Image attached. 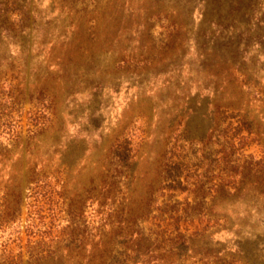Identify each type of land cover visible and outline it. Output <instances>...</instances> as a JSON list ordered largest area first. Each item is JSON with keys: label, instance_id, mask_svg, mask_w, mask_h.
I'll use <instances>...</instances> for the list:
<instances>
[{"label": "rangeland", "instance_id": "1", "mask_svg": "<svg viewBox=\"0 0 264 264\" xmlns=\"http://www.w3.org/2000/svg\"><path fill=\"white\" fill-rule=\"evenodd\" d=\"M246 119L254 125L248 121L242 135L261 136L245 154L260 159L264 0H0V264H98L111 246L93 249L92 262L86 249H62L71 228L46 181L56 179L35 188L41 174L67 168L76 186H87L97 162L120 146L123 161L135 155L144 185L137 192H156L167 142L180 131L230 130ZM193 146L177 162L183 172L194 168L195 181L201 145ZM11 177L17 188L3 196ZM249 179L254 188L245 185L241 195H207L201 208L207 214L215 205L210 214L221 226L191 240L190 252L156 247L163 264H264V176ZM186 186L165 191L176 192L180 208L193 203ZM85 210L92 232L97 217ZM206 214L195 222L200 230ZM54 248L60 252L50 257Z\"/></svg>", "mask_w": 264, "mask_h": 264}, {"label": "trees", "instance_id": "2", "mask_svg": "<svg viewBox=\"0 0 264 264\" xmlns=\"http://www.w3.org/2000/svg\"><path fill=\"white\" fill-rule=\"evenodd\" d=\"M218 109L227 111V107ZM248 121L254 125L253 120L246 119V122L235 128L217 132L215 129H207L203 132L200 128L197 129V126H194V129L185 127L176 135L173 143L167 142L156 192L149 186H147L148 191L142 188L139 193L137 192V186L144 185L143 182L139 183L140 176H137L136 171L132 169L135 155L131 154L123 161L119 153L120 146L115 150L110 149L103 161L97 162L94 170L96 173L87 186H76L70 179V171L67 168H57L54 172L41 174L37 179L39 181H35L37 183L35 188L39 190L47 187L46 183H43L44 185L38 183L41 182L40 179H56L53 182L46 181L49 187L54 183L53 186L57 189L55 195L59 200L56 201V205L64 208L62 221L66 222L65 218H68L65 230L71 228L69 233L65 234L69 243L62 249H86L92 262V259L96 260L93 249L102 250L107 240L112 241L103 257L101 253L98 264H120L114 260L115 253L125 256V264H128L129 258H132L131 264H163V256L155 254L156 247L167 253H173L178 247L179 249L185 247L187 252L193 250L191 240L204 235L213 225L221 226L220 218H212L210 214L215 205L211 203L210 209L208 208L210 212L207 210V214L201 208V204L202 207H207L209 204L205 197L241 195L245 185L254 188L255 184L245 182L251 180L249 179L251 175L264 176V155L258 159L252 154H245V149L251 145V141L261 136L259 131L255 132L254 138L242 135L244 128L250 125ZM230 127L233 126L230 124ZM197 143L201 145L199 160L202 173L198 175L199 180L192 181L190 179L194 168H188L183 172L182 164L177 161L182 157L180 151L193 148ZM216 147L220 150H215ZM261 147L264 152V146ZM0 159L4 160L1 152ZM37 166L38 164L34 166L36 175L41 171L39 169L41 167ZM14 179L11 177L3 196L10 195L12 187L17 188L16 181H12ZM182 180L187 182L186 189L194 194L193 203L188 202V207L185 208H180V202L174 198L176 192L171 194L165 192L169 189L176 191L177 183L182 184ZM169 181L175 184H169ZM58 186L60 188H57ZM47 189L46 195L49 191ZM53 194L50 196L51 203H53ZM160 196L166 198L162 202L163 206L159 203ZM76 200L78 203L80 201L82 206L78 210L75 207ZM191 204L200 206V209H196L193 205L189 207ZM86 208L93 209L91 215L97 217V225L92 229L93 233L88 230L86 221L83 220L87 214ZM205 214L208 215L207 224L200 230L195 222L202 220ZM187 224L194 225L195 230L191 232L190 226H185ZM80 228L83 229L80 231ZM48 235L51 236L50 233ZM89 242L90 246H88ZM118 242L123 248L119 253L116 251L117 247H114V243ZM38 243L40 242L34 244ZM59 252L60 248H54L51 252L48 250L50 257L54 254L58 255Z\"/></svg>", "mask_w": 264, "mask_h": 264}]
</instances>
